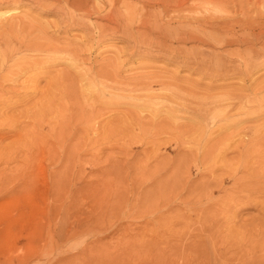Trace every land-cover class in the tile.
<instances>
[{
	"label": "rangeland",
	"instance_id": "374dc122",
	"mask_svg": "<svg viewBox=\"0 0 264 264\" xmlns=\"http://www.w3.org/2000/svg\"><path fill=\"white\" fill-rule=\"evenodd\" d=\"M52 1L53 4H50L51 0H0V23H6L7 26L9 23L21 24V26L30 24L25 25L26 29L33 26L42 28L47 32L43 36L46 40L49 39L56 44L82 43L87 47L92 46V43L85 40L84 35H87L88 31L98 28L99 24H102L100 27L109 26L103 41L94 45L96 47H93L91 60L87 59L88 55L84 57L87 59L84 66L86 68L94 64L98 66L118 56L126 64L124 69L126 71L123 72L126 79L165 77L171 82V89L173 88L171 91L178 93L174 95L175 101L183 102L167 103V106L177 105L174 107L178 109V113L176 112L174 116L170 115L171 117L164 121V125L161 126L163 130L154 133L156 131L151 126L147 129L136 128L130 133L134 136L133 139L124 142L118 136L116 140L112 142L110 140L113 146L108 147L103 144L104 149L99 157L93 153L82 156L80 161L77 160L78 163L76 161V164L71 165L77 169L71 170L65 177L68 182H77L76 188L71 191L68 183L67 189L54 188V174L63 172L64 167H61L62 164L58 165L59 168L54 166L39 150L33 155V160L37 156L33 170L30 172L26 170L15 172L16 168L10 170L9 168L15 165L14 152L3 153L0 158V264H264V178H261L262 185L258 188L253 187L251 183L254 178L257 183L258 177H253L251 173V175L243 173L244 161H239L238 158L240 131L245 129L250 134L253 133L258 124H263L264 116L260 119L246 116L241 121L240 116L235 114L230 117L233 122H227V127L223 128L226 124L224 114H226L227 93L233 92L234 89L235 92L241 90L245 84L257 86L264 82V64L247 74L243 62L244 59L255 62H262L264 59L263 53L259 56L254 51L264 45V0H181V3L180 0H177L178 2L169 0L167 3L165 0H157L158 2L156 0ZM96 3H101L104 7L95 6ZM88 7L92 10L95 8L89 16L84 11V8ZM97 7L101 10L98 11ZM118 12L122 13L117 16ZM71 19H73L72 25L67 30L62 29L61 26H65ZM141 19V23L137 22ZM145 21H148V25H143L147 24ZM157 22L159 24H156ZM123 23L128 26L132 24L135 36L121 31L120 24ZM58 26L62 30L59 31ZM114 27L116 32L112 34ZM226 27L227 29H224ZM86 30L88 31L85 32ZM259 31H262V34L257 37L256 33ZM49 35L55 39H51ZM154 36L158 41L160 39V47H157L158 42ZM138 38L139 41L150 38L145 46L153 42L150 45L152 47L149 46V49L143 44V47H140L141 51L138 50L134 57H129V52L133 49L131 45L134 46V39L138 40ZM18 56L19 54L17 59ZM93 58H95L94 62L96 60L95 63ZM65 62L50 67L51 70L41 67L32 68V71L23 75H16L15 85L6 83L3 92L10 88L7 91L11 94L6 92L8 96L5 94L3 98L4 93L0 92V100L3 98L0 103V111H2L0 120L4 122L5 118L7 122L11 115V119L14 118L13 116L18 119V113L22 109L30 108L28 105L34 103L31 100L34 98V93V100H40L41 92H45L50 85L51 76L56 75L58 70L69 67L67 66L69 62ZM10 63L12 62H2L3 69ZM238 64L244 70L243 68L240 70ZM5 71L7 70L3 71L4 74ZM33 77L38 78L35 85L39 90L28 86L33 84L31 82ZM26 84L30 89L25 88ZM5 86L9 88L6 89ZM44 86L46 87L43 88ZM183 88L189 91L192 97L187 96V91L184 93ZM155 89L159 93L151 96L161 109L166 106V102L163 105L161 101L166 96V91L161 90L165 93L164 96L160 86H155ZM11 95H14L13 98ZM196 95L202 96L196 97ZM14 98L21 102L17 104ZM25 100L29 102H26L27 105L23 103ZM30 101L33 103L31 104ZM123 101L125 107L123 105L121 108L117 107L120 111H116L115 106L107 108L101 117L103 119H99L101 123L117 121L125 112L136 109L130 106L131 100L130 102L127 100V103L126 99ZM202 105L207 106L206 110H202L204 115L200 114ZM113 108L116 110L114 111ZM137 109L135 111L150 116L146 121L152 118L156 120L157 116L158 120H161L167 114L164 108L163 111L161 109L162 112L152 110L153 107H144L145 110ZM7 112L10 116H7ZM223 115L224 119L221 117ZM186 125L193 127L180 136L182 140L181 138L175 140L176 136L171 133L177 131L172 128ZM11 140L12 138H6L3 145H0L5 147ZM132 141L139 142L127 145ZM205 141H209V148L212 147L210 151L215 150L212 156L203 155L208 151L205 148L209 149ZM224 142L225 144L229 142L228 148ZM201 150L204 152L198 154L197 151ZM108 156L111 158L106 162ZM113 160L120 161L121 167L120 172L115 175H112L115 170H111L110 177L113 180H125L123 182L125 184L121 187L101 185L104 176L100 169L106 163L108 166L109 162H114ZM256 162H252L254 166L249 168H253L254 171L264 170V155ZM147 165L151 171L155 170L152 173L156 177L151 176L152 178L162 177L161 180L167 181L168 185H163L161 188H153L148 182L143 188L133 185L132 180L141 181L140 174H137L139 167H147ZM249 171L252 172L251 169ZM77 175L84 177L75 180ZM110 177L105 180L108 181ZM98 182L101 183L97 187H89ZM214 186L219 190H214V195L212 194L214 197L211 195L210 200L207 193L209 188Z\"/></svg>",
	"mask_w": 264,
	"mask_h": 264
},
{
	"label": "bare ground",
	"instance_id": "6f19581e",
	"mask_svg": "<svg viewBox=\"0 0 264 264\" xmlns=\"http://www.w3.org/2000/svg\"><path fill=\"white\" fill-rule=\"evenodd\" d=\"M158 1H160V0H158ZM168 1L169 0H167V1L165 0L166 3ZM52 2L53 1L51 0L50 4H53ZM163 2L164 1H162V3ZM171 2H173V0ZM181 2L182 1L180 0V3ZM54 4H56V3H54ZM98 4L96 3L95 6L96 5L97 6L101 5V3H98ZM56 6H59V5H56ZM101 6H103V5H101ZM109 6H110V4H109ZM97 8H99V7H97ZM126 9H127V7H126ZM93 10L89 9V7L88 8H84L85 14H88L87 16L92 14ZM100 10L101 9L99 8L98 11H100ZM118 10H119V8H118ZM116 11H117V9H116ZM219 12H221V11H219ZM118 13H116L117 16L120 15L122 12H118ZM103 14H104V12H103ZM147 14L150 16L149 13H147ZM147 14H145V15H147ZM245 18H249V17H245ZM129 21H130V19H129ZM148 21H151V20L148 19ZM148 21L147 22L145 21L147 24H143V25H148ZM20 22H23V21H20ZM137 22L141 23L142 19L140 21L137 20ZM151 22H153V21H151ZM1 23H0V92H2V94L4 93L3 94V98H4V95L6 94V92L8 94H11V93H9L7 91V90H10V88L8 86H5V87H6V89H7V87L9 89H7L6 92H3V91H5L4 85H6V83H8V85H9V83H12V85H13L15 83L14 80L17 77L16 75H19V74L23 75L24 73L30 71L32 68H37V67H41L42 69L49 68V70H51L50 67L52 68L53 66L59 65L60 63L65 62V61L69 62V65L67 63V66H69L68 68L66 67V69H65L63 67L64 69H60L58 71L56 70L58 73L56 75L54 74L55 75V76L53 75L54 77L51 76L52 78L49 77V78H51V81L49 82L50 85H49L48 82H47L48 84L46 83L47 85H49L48 88H46L47 90L45 92H41L42 93L41 96H40V93L38 92L39 96L41 97V98L39 97L40 100L37 99L39 101H37L35 99L36 100V102H35V100H34L35 93H34V95L32 94L34 96V98H32V99L30 98V99L34 103L32 101H30L31 104L32 103L33 104L32 105H28V106H30V108L28 107L26 110L22 109V111H20L18 113V119H16L15 116H13L14 118L12 117L13 119H11L10 117L12 115L10 116L9 113H8L9 111H8L7 112L8 113L7 116H10V117L7 119V122H6L5 118H4L5 121L2 119L4 122H2L0 120V122H2V123H0V144L3 145L4 139L12 138V140L9 141V143L6 144L5 147L0 145V156L3 153H5V152H11V151L14 152L13 154L15 155V158H14L15 165L10 167L9 168L10 170H11V168H12V170H14L16 168L15 172L17 170L18 171L26 170V171H29V172L31 170H33L34 160H35V158L37 156L36 155L34 157V160H33V155H34V153H36L35 152L36 150H39V152H42L43 157L46 158L49 162L53 163L54 166H57V168H59L58 165L60 166L62 164L61 167L62 166L64 167V168H62L63 172H60L61 170L59 169L60 173L54 174V180H53V184L55 186L54 188H56L57 190L59 188V190H60L61 188H65L66 187V189H67V183H68V186H69L70 191H71V190L76 188V186H77L76 183L77 182L76 181H70V180H69L70 182H68V181H66L65 177H67V175H69L71 170L77 169L74 166L72 167L71 165L72 164H76V161L79 160L82 156H86V155H89V154L93 153L94 155H96V157H99L101 155V153L103 152V149H104V147L102 146L103 144L108 145V147L113 146V144H110V143L113 140H116L118 138V136H120L121 139H123L124 142L128 141L130 139H133L134 136L131 135L130 133L134 132L136 128L137 129H141V128L147 129L149 126H151V128H154V130L156 131L154 133H157L161 129V126L164 125V121H167L170 115L171 116L176 115L175 113L178 111V109H176V107H174V106H177V105L173 106V105H169L168 104V106H167V103H170V102L172 103V102H176V101L178 103L179 101L178 100L175 101L176 97H174V95H177L178 93H176V92L173 93L171 91V90H173V88L171 89V82L168 79H166L165 77L162 78V77H159V76H151V77L148 76L146 78H142V77H139V78L135 77L134 78V77H132V78H127L126 79L125 76L123 75L125 73L124 71H126V70H124V69H126V67H125L126 64H125L124 61H121L120 57L118 58V56H117L116 59H115V56H114V59L112 58L111 61L107 60L108 62L101 63L98 66H96V64H94L92 67H89V68H86L84 66L85 65L84 63H87L86 62L87 59L91 60L90 57H92L91 55L93 54L92 52H93L94 45L96 43H99L101 40L103 41L104 37L107 35L106 34L108 32L107 28L109 26L107 28H106V26L105 27H103V26L100 27V25H102V24H99V27L97 26L98 28H95V29L90 30V31L86 30L85 32L88 31L87 32L88 34L84 35L85 36V40L90 42V43H92V46L87 47V46H85L86 44L83 45L82 43L81 44L80 43H67V44H60L59 43V44H56V43L52 42L49 39L46 40V39L43 38V36H44V33L47 34V32L43 31L42 28H36L35 26H33V28L32 27H28V30H27L26 27L29 26L30 24L29 25L25 24V25H27L25 27V25L21 26V24H10L9 23V26H7L8 24L5 25L6 23L5 24L4 23L1 24ZM72 23H73V19L67 21L65 26H61V27H62V29L67 30L68 27L70 25H72ZM77 23H79V22H77ZM221 23H223V22L221 21ZM49 24L52 25V23H49ZM125 24H126V22H125ZM125 24L124 23L120 24L121 31L123 33H126V34H130V36H135V35H133V28L134 27L132 28V24L130 23L131 26H128V25H125ZM156 24H159V23L157 22ZM32 25H34V24H32ZM104 25H107V24H104ZM149 26H150V24H149ZM208 26H211V25H208ZM225 26H227V25H225ZM241 26H242V24H241ZM61 27L58 26V30L59 31L62 30ZM168 28H170V27H168ZM220 28H221V26H220ZM114 29L115 30L112 32V34H114L116 32V28L115 27H114ZM224 29H227V27L224 28ZM250 29H251V27H250ZM112 30H113V28H112ZM247 31H249V30H247ZM22 32H25V33L22 34ZM53 32L56 33V31H53ZM136 32H137V30H136ZM119 33H121V32H119ZM145 33L146 32L144 31V34ZM153 33H154V30H153ZM170 33H168V34H170ZM139 34H142V33H139ZM261 34H262V31H259V32L256 33V36L257 37L261 36ZM184 35H187V33L186 34L184 33ZM184 35H182V37ZM110 36H112V35H110ZM151 36H152V34H151ZM250 36L252 37V34ZM79 37H81V36H79ZM53 38L54 37L52 36L51 39H53ZM106 38H108V37H106ZM154 38H156V37L154 36ZM183 38H185V37H183ZM76 39H78V38H76ZM149 39L148 40H140V41H139V38H138V40L134 39V46L131 45L133 49L130 50L129 57H134V55L137 53L136 51L140 50L141 49L140 47H143V44L145 46V43H147L149 41ZM187 39H189V38H187ZM156 40H157V38H156ZM159 41H160V39H159ZM159 41L157 40L158 43L155 42V43H157V47H160ZM66 42H68V41H66ZM167 42H165V43H167ZM64 43H65V41H64ZM160 44H161V41H160ZM168 44H167V46H168ZM146 46H148V45H146ZM149 46H148V48H149ZM150 47H152V46H150ZM163 47H165V46L163 45ZM163 47H161V48L164 49ZM165 48L168 49V47H165ZM162 49H160V50H162ZM171 49H172V46H171ZM166 50H164V51H166ZM117 51H119V50H117ZM150 51H148V52H150ZM254 51L258 55L262 54V53L264 54V45L260 46L259 49H256ZM254 51H251V52H254ZM152 53H154V51ZM183 53H185V52H183ZM18 54H19L18 59L20 61H17L18 60L17 59V55ZM125 54H127V53H125ZM140 54H142V53L140 52ZM156 54H158V53H156ZM87 55L89 57L87 59L84 58ZM120 55H122V54H120ZM181 55H182V53H180V56ZM34 56H37V57H40V58H37V57H34ZM123 57H124V55H123ZM244 58H246V57L244 56ZM94 59L95 58H93V62H94ZM128 59L129 58H127V60ZM246 59H248V58H246ZM258 59H259V57H258ZM122 60H124V59H122ZM2 62H6V63H8V62H12L13 63L14 62L13 64H14L15 67L12 65V63H10L11 66H10V64H7L8 66L3 69ZM15 62H18V63L15 64ZM95 62H96V60H95ZM243 62L245 64V71L247 69V71H246L247 74H250L251 72L255 71L256 68H259V67H261L264 64V59L262 60V62H255V61H252V60H248V61L246 60L245 61V59H244ZM239 64L237 66H239ZM16 66H17V70H15ZM240 66L238 68H240ZM241 68H243V67H241ZM241 68H240V70H241ZM5 69L7 71H5L6 73L4 74L3 71ZM36 70H39V69H36ZM242 70H244V68ZM228 72H229V70H228ZM241 73H242V71H241ZM247 74H246V76H247ZM39 76H40V74H39ZM249 77H250V75H249ZM30 78H31V76H30ZM37 80H38L37 77H33L32 81H31L33 84H30L28 86L29 87L33 86L34 89L35 88L37 89L38 86L35 85ZM263 81H264V79H263ZM17 82H18V79H17ZM244 83L242 85H244ZM12 85L10 87L12 88V90L14 92V88L12 87ZM155 86H160V91L161 90H165L166 91L165 92L166 96H165V93H163L161 91L165 97H163L162 100L160 98V100L163 102V105L166 104V106H163L161 104L163 106L161 109L163 111V108H164V112L167 113L168 116L166 114L167 117L165 116L166 118L164 117V119H161V120H158V116H157L156 120L154 118H152V119L146 121V118H149L150 116L143 115V114H141V112L139 113L138 111H135V110L137 108L144 109V107H153L152 110H155L157 112H158V110H159V112L161 111V109L158 108V107H161V106H158L156 101H154L152 96H151L154 93L158 92V91H156ZM23 87H25V86H23ZM23 87H21V88H23ZM29 87H27V84H26L25 88L26 89L27 88L30 89ZM33 87H31V88H33ZM45 87L46 86H44L43 88H45ZM25 88H23V89L25 90ZM38 90H39V88H38ZM234 90H233V92L230 91V92L227 93L228 100H227V103H226L227 104L226 105V112H225L226 114H224L225 115V121H226L225 123L226 124L223 125V128L227 127V122L231 121L230 117L232 115H235V114H237V116H240V118L239 117L238 118L242 119L241 121H243L246 118V116H251L252 118H256V119H260V118H262V116H264V82L259 84V85L257 84V86H252V84L250 86H247L245 84L243 89H241V90L238 89V91H236V92ZM18 91H20V90H18ZM33 91H35V90H33ZM183 91L185 93L187 90L185 88H183ZM25 92L27 93V91H25ZM35 92H37V91H35ZM181 92H182V90H181ZM186 93L188 94L187 96L192 97V95H191V93H189V91H187ZM112 94H115V95H112ZM14 95H11L12 98H13ZM157 95L159 96V94H157ZM17 96H15V97H17ZM29 96H30V94H29ZM200 96H202V95H200ZM200 96L196 95V97H200ZM20 97H21V94H20ZM27 97H26V99H27ZM111 97H114V98H111ZM157 97H156V100H157ZM10 99H9V101H10ZM125 99H126V103H127V100H129V102L131 100V103H129V102L128 103L130 104V106H132L133 108L135 107L136 109L134 110L132 108L133 109L132 111L125 112L123 114V116H121V119H118L117 121L111 120V118H110L109 119V120H111L110 122L108 120H106V121H108V123H101V121L99 119L105 114V110L107 108H109V107L115 106L117 110L113 108L114 111L115 110L116 111H118V110L120 111V109H118L117 107L121 108V106L123 105V102H124L123 100H125ZM1 100H0V103L2 102ZM17 100H16V103L17 102L18 103L21 102V101H19V99H17ZM90 100H93V101L91 102ZM11 102L13 103V100ZM26 102L27 101L25 100V102H23V103L26 104ZM164 102H166V103L164 104ZM180 102H183V101L181 100ZM16 103H14V104H16ZM27 103H29V102H27ZM5 106H6V103H5ZM130 106H129V108H130ZM205 107H207V106L206 105H202V107L200 108V110H201L200 114L204 115L202 110H206ZM8 109L9 108L7 107L6 110H8ZM142 109H139V110L143 111ZM0 112L2 114V111H0ZM186 113H187V111H186ZM3 114H5V113L3 112ZM179 114H178V116H179ZM224 115L221 116L222 119H224L223 118ZM5 116H6V114H5ZM0 117H2V116H0ZM214 117H215V115H214ZM10 119H11V121H8ZM102 119L103 118H101V120ZM112 121H114V122H112ZM197 122H199V121H197ZM231 122H233V121H231ZM192 127L193 126H191V125L173 127L172 129L177 131V132L176 133H171V134L176 136L175 140L177 138L180 140V138H181L180 136H182L186 131L189 132V130H191ZM163 129H161V130H163ZM168 129L172 130L171 128H168ZM4 130H7V132H4ZM231 136H234V135H231ZM182 139L183 138H181V140ZM231 139H232V137H231ZM239 139H240V143H239L240 144V152H239V157L238 158H240L239 161H244V165H242V166H245V170H243V173H245V174H250L251 173L253 175V177H258L257 183H256L255 178L253 179V181L251 183L253 187L256 186L258 188V186L262 185L261 178H264V170H257V171L255 170L254 171L253 168H249V166L253 167L254 165H253L252 162L255 163L256 160L258 161L264 155V148H263V146H264V122H263V124L262 123L258 124L255 127L253 133H251V134L248 131H245V129L242 130V132L240 131ZM110 140H111V142H110ZM102 141H104V143ZM116 142L114 144H116ZM138 142L139 141H132L130 143L128 142L127 145L130 146L131 144H135V143H138ZM206 142L207 141H205V143ZM123 144H125V143H123ZM224 144H225V142H224ZM227 144H225V145H227ZM217 145H215V147ZM206 146H208V148H209V143H208V145L206 144ZM211 146H213V144ZM122 147H126V146L122 145ZM200 147L201 146H199V148ZM226 147L228 148L229 146L227 145ZM203 148H204V145H203ZM211 148H209V149L205 148V150H208V151H205V152L203 151L204 152L203 155H205L206 157H209V155L211 154V156H212V154H214L215 150L210 151ZM227 148H225V150ZM214 149H216V148H214ZM130 150H131V148H130ZM197 150H199V149H197ZM124 151H126V150H124ZM197 152H198V154H199V152H201L200 154L203 153L202 150L201 151H197ZM219 154H221V153H219ZM127 155L130 156L129 154H127ZM184 156H186V153H185ZM0 158H2V156ZM110 158L111 157L108 156L107 159H106V162H108L110 160ZM115 160H116V156H115ZM115 160H113L114 162H111V163L109 162V165H111L110 168L108 167L109 165L106 166L107 165V163H106V165L104 167H101V169H100V172L102 171V173H103L105 182L102 181V183L98 182V183H95L93 185L91 184V185H89L90 188H94L95 186L97 187L100 183L103 186L112 185V187L116 186V185L118 187H121V186H123L125 184V183L123 184V182L125 181V180L122 181L123 179L122 180L121 179L120 180H118V179L113 180L110 177V174H111L110 171L111 170H115V171H113L112 175H115L116 173L120 172V167H121V165L119 164L120 161L117 162ZM111 161H112V159H111ZM123 161H121V163ZM226 162H227V160H226ZM77 163H78V161H77ZM237 163H240V162L237 161ZM256 163H259V162H256ZM82 165H83V163H82ZM227 165H229V164H227ZM4 168H6V167H4ZM155 168H152V169H155ZM81 169L82 168L80 167L79 168L80 172H81ZM250 169L252 170V172L249 171ZM154 171L155 170L151 171V169L148 167V165H147V167L146 166L139 167V170H137V174L138 175L140 174L141 179L140 178L139 179L141 181L138 182V181H135V179H134V180H132V184L133 185H138L139 187H142V188L147 185V182H148V184H151L153 188H161L163 185H168L167 181L161 180L162 177L158 176V178H155V179L152 178L151 176H155V174L152 173ZM73 173H75V172H73ZM82 173L83 172H81V174ZM79 177L83 178L84 175H80V176L77 175L75 180L77 178H79ZM109 177H110V179H108V181L105 180L106 178H109ZM147 178H151V179L148 180ZM177 181H178V179H177ZM177 181H175V182L177 183ZM162 182H164V183H162ZM212 184L213 183H211V185ZM49 186H51V185H49ZM214 190H219V189L217 188V186L209 188V191H208L207 195L209 196L210 200H211L210 196L213 194ZM213 195H212V197H214ZM202 199L205 200V198H202Z\"/></svg>",
	"mask_w": 264,
	"mask_h": 264
}]
</instances>
